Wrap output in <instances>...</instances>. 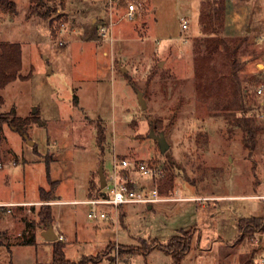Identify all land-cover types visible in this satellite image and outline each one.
Masks as SVG:
<instances>
[{
	"label": "rangeland",
	"instance_id": "1",
	"mask_svg": "<svg viewBox=\"0 0 264 264\" xmlns=\"http://www.w3.org/2000/svg\"><path fill=\"white\" fill-rule=\"evenodd\" d=\"M11 1L15 11L0 5V42L21 45L22 69L21 77L0 89V114L15 109L18 117L40 120L27 127V138L4 127L0 203L39 201L40 188L52 190L55 200L12 207L10 213L0 208V230L11 244H0V264L52 261L53 246L42 236L38 213L57 201L54 229L65 234L71 261L112 244L116 264H173L163 250L147 252L144 245L188 236L182 264H260L264 234L241 237L238 221L264 217V91L258 93L264 83V2L252 6L242 31L251 30L253 17L260 32L230 42L238 47L234 54L200 53L197 67L194 41L203 34H193L200 0H44L48 17L47 9L44 16L31 14L30 0ZM130 4L136 8L132 20ZM182 17L190 25L181 33ZM104 22L113 25L101 39ZM235 119L257 128L253 148L245 146ZM98 127H104L102 145ZM152 131L165 136V153ZM121 159L132 163L127 180L137 189L169 196L179 188L183 197L202 198L117 209L72 202L88 200L101 165L109 179ZM140 164L158 175L145 177ZM96 191L91 193L99 196ZM91 210L107 218L91 220ZM27 222L34 226L28 229ZM32 235L35 244L20 245ZM119 246L135 252L119 255Z\"/></svg>",
	"mask_w": 264,
	"mask_h": 264
},
{
	"label": "trees",
	"instance_id": "2",
	"mask_svg": "<svg viewBox=\"0 0 264 264\" xmlns=\"http://www.w3.org/2000/svg\"><path fill=\"white\" fill-rule=\"evenodd\" d=\"M31 14L42 15V10L47 9V17L49 12V7L46 5L44 0H30ZM0 5L5 9H10L11 11H15V4L11 0H0ZM225 5L223 0H206L203 4L201 14H200V26L202 37L195 39L194 46L196 50L195 56V66L201 64L199 58L197 57L200 53L205 52L208 54L220 52H231L236 53L238 47H230V42H241V38H230L226 36L220 37L225 20ZM46 14V13H45ZM236 47V48H235ZM232 58V55L230 56ZM22 69V47L20 44L16 43H8V42H0V89L5 88L8 84L14 82L19 77H21L20 72ZM264 84V83H260ZM259 85V86H260ZM4 103V99L0 95V104ZM77 104V101H76ZM263 105V103L261 104ZM39 117L34 116L32 118H21L16 115L15 109L6 114H0V162L3 158L2 152V141H3V130L5 126H9L16 130L17 132L23 133L27 131V127L31 124V122L39 121ZM234 126L237 128H241L244 132V141L246 147H252L255 144V129L252 127V123L247 119H235ZM259 126V125H258ZM104 127H98L97 130V139L99 144L102 145L105 135H104ZM128 176L129 171H124ZM107 181V178H106ZM54 189L56 188V184L54 181H51ZM90 191L88 192L89 200L99 198V197H108L109 194L105 192V188L101 187V183L94 184L91 180L90 183ZM130 189L136 190V186L130 182L127 183ZM143 188V187H142ZM99 193V196L94 195V190ZM40 200L42 202H50L54 201V194L52 190L47 192L45 189H40ZM39 217V226H43L44 229L48 228L50 225H53L55 221V217L53 215L52 205H43L38 213ZM27 228L34 226L32 222H27ZM239 231L242 233L241 237H245L246 235L253 236L254 234L263 235L264 234V217H241L238 221ZM22 236H25L23 234ZM8 236L5 232L0 230V244L10 246L7 242ZM36 237L32 235V237L27 240H22L20 245H32L35 244ZM53 246V257L50 263H37V264H103L106 259L108 260V264H116L117 258L115 255H111V248L114 249L115 246L112 244L108 245L104 251L98 253L95 256H85L82 257L79 261H71L66 257L65 247L66 243L63 240H56L52 242ZM145 250L149 251L153 247L159 248L170 255L173 259V264H182V261L186 255V253L190 249V239L188 236L186 238H174L168 245H162L158 243H153L152 245H144ZM147 251V252H148ZM119 255L126 253H134L135 250L132 248H125L119 246Z\"/></svg>",
	"mask_w": 264,
	"mask_h": 264
},
{
	"label": "built area",
	"instance_id": "3",
	"mask_svg": "<svg viewBox=\"0 0 264 264\" xmlns=\"http://www.w3.org/2000/svg\"><path fill=\"white\" fill-rule=\"evenodd\" d=\"M136 8L133 4H130L127 11V17L129 19L134 18ZM112 14V12H111ZM182 30L185 31L189 27L188 20L185 17L180 19ZM113 23L104 22L100 25V36L101 39L108 35V32L111 31ZM62 44V42H60ZM264 67V66H263ZM264 91V84H261L258 88V93L262 94ZM1 166V164H0ZM132 166V163L126 159H121L119 162H115L114 172L110 175L109 179H107L106 190L108 191L109 196L104 198H95L87 201H83L81 203H86L89 205H111L114 208H119L125 204L131 203H144L148 205H152L154 203L159 202H176V201H185V200H193L192 198H186L181 195V191L178 188H175L174 191L169 196H161L157 189H151L149 191L145 190V188L141 189H130L127 185L129 182L127 180V175L124 171H129V168ZM142 175L145 177H155L157 176V172L155 169L151 168L149 165L140 164L137 166ZM109 182L112 186H109ZM110 189V190H109ZM19 204H5L0 203V208L7 209L8 212H11V208L18 206ZM88 217L91 220H95L98 218L105 219L107 218V214L105 212L98 213L95 210H91L88 213ZM60 240H64V236H59ZM260 264H264V256L260 259Z\"/></svg>",
	"mask_w": 264,
	"mask_h": 264
},
{
	"label": "crops",
	"instance_id": "4",
	"mask_svg": "<svg viewBox=\"0 0 264 264\" xmlns=\"http://www.w3.org/2000/svg\"><path fill=\"white\" fill-rule=\"evenodd\" d=\"M223 1H224V5H225V8H226V10H225L224 27H223L224 36L230 37V38H241V37H244L245 35H248L249 33L252 34L253 30H256L258 32L261 31L260 22H257L256 19L251 17V19L249 20L250 24L252 26L251 30H249L245 34L242 33L243 29L248 25V17H246L247 18V21H246L245 16H251L252 12H253V7L252 6L261 5V2H264V0H223ZM203 2L205 3V0H200V6H199L198 18H197L198 31L195 34H193L194 36H197V35H199V33H201V26H199L200 25L199 24V19H200V14H201V6H203V4H204ZM230 8H231V12H230V14H228V11H229ZM249 13H251V15H249ZM185 18L188 20L187 17H185ZM244 19H245V22H244ZM230 20H231L232 23L235 24V28H234V25L228 24ZM188 23H189V20H188ZM189 25H190V23H189ZM188 29H189V27H188ZM182 32H183V30H181V33ZM88 192H89V190H88ZM105 192L108 193V191L106 189H105ZM186 198L194 199V198H202V197H195L193 195H190V196H186ZM40 201L41 200H40V195H39V201H35V202H33V201L32 202L13 201V202H7L5 204H19L18 206H15V207H22V206H25V205H36ZM72 202L78 204V203H81L83 201L74 200ZM56 203H61V201H57V202L53 203L52 205H54ZM150 208H152V207H150ZM54 226H55V221L53 223V227ZM41 231H43L42 226H41ZM59 235L60 236H65V234H63V233H60ZM58 239H59V236H58ZM49 243L52 244V242H49Z\"/></svg>",
	"mask_w": 264,
	"mask_h": 264
},
{
	"label": "water",
	"instance_id": "5",
	"mask_svg": "<svg viewBox=\"0 0 264 264\" xmlns=\"http://www.w3.org/2000/svg\"><path fill=\"white\" fill-rule=\"evenodd\" d=\"M260 66H261V68H263V65H260ZM122 71L126 72V69L122 68ZM138 95H139V100H140L142 108L146 109L147 108V103H146V100L144 98L143 92L139 91ZM34 112L36 113V110ZM22 134L25 135V137L27 138L26 132H23ZM150 137H152V138H154L155 140L158 141V143L160 145V150H161L162 153H165L169 149V144H168V142H167V140H166V138H165V136L163 134H160L159 136H157L152 131ZM29 144L31 146L35 145V143L31 142V141H29ZM99 176H100L101 187L105 188L106 185H107V181H106V177H105V174H104L103 165H101V167L99 169ZM42 229H43L42 236H43V238L46 241L53 242V241L58 240V235L56 234L53 225H50L48 228H45V229L42 226Z\"/></svg>",
	"mask_w": 264,
	"mask_h": 264
}]
</instances>
